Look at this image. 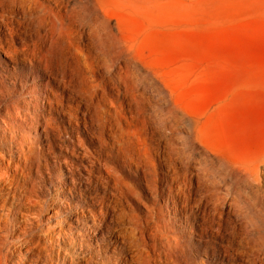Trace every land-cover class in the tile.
I'll list each match as a JSON object with an SVG mask.
<instances>
[{
    "label": "rangeland",
    "instance_id": "374dc122",
    "mask_svg": "<svg viewBox=\"0 0 264 264\" xmlns=\"http://www.w3.org/2000/svg\"><path fill=\"white\" fill-rule=\"evenodd\" d=\"M0 118V264H264V0H0Z\"/></svg>",
    "mask_w": 264,
    "mask_h": 264
},
{
    "label": "bare ground",
    "instance_id": "6f19581e",
    "mask_svg": "<svg viewBox=\"0 0 264 264\" xmlns=\"http://www.w3.org/2000/svg\"><path fill=\"white\" fill-rule=\"evenodd\" d=\"M15 79L11 80V83H15ZM29 97H30L29 104L32 105V106H35L36 105L35 103H37L36 102V96H34V94L33 95L31 94ZM13 110L15 111L16 109L14 108ZM12 119L15 120L17 118L15 116H12ZM1 121H2V119H1ZM15 123H16L15 124V128L16 129H17L18 126L22 127V129H24L26 127V120H24V119H21L20 121H15ZM21 143H22V141H21ZM12 161H13L12 159L8 161V163L10 165L9 164H5L3 161L0 162V168H1L2 173H3V176L0 177V236H1L2 232H3V230H4V227H6V224L8 223L7 222V217L12 214L14 218H17V217H15V215L21 214V208H23L21 202H17V200H18L17 197L18 196L16 195V192H15L16 188L15 187H16V185H18V182L20 181V180L18 181V179L20 177H18L17 171L19 169L22 170V169L25 168L26 161H24L22 164H20L18 166V168H14L13 166H11V164L13 163ZM9 168H11V173L8 172ZM26 184H28V183L25 182V184L23 185V190L29 189V186H27ZM17 193H19V192H17ZM20 194H22V193H20ZM25 197H26V193H24V198ZM74 197L75 196H72V199L70 201L69 200H65V202L68 204L67 207L70 208V210H72L71 212L73 214L72 217H74V226H76L75 229H78V230L79 229H83L85 231L87 229V225L83 221V217L84 216L82 217V216L77 215V213H78L77 210L76 209L75 210L71 209L73 207L78 206V204L74 201ZM4 210H6V211H4ZM81 211H83V209H81ZM88 211L91 212V210H88ZM67 212L68 211L66 210L65 214H67ZM114 212H116V211H114ZM90 214H91V217H92L91 218L92 221L95 218H97V214L95 212L92 211ZM122 215H123V213L121 211H119L118 214H117L118 217H121ZM70 216H71V214H70ZM68 217H69V215H65L63 218H61V220H60L61 224H64L65 226H69L68 225V223H69L68 222ZM85 219L86 218L84 217V220ZM121 221H123V219ZM15 223L16 222H14V220H12V224L14 225ZM140 229H139V227L136 224L135 225L134 224L128 225L126 227L123 226V227H120L119 229H116V236H120L122 238L121 242H124V244L127 243V240H129L130 238H132V239H130V240H132V242H135V240H136L135 231L136 232L140 231ZM3 237H4V235H3ZM12 241L15 242V243H18L17 240H15V239H12ZM95 241H96L95 243H97V239H95ZM78 243H83V242L81 240L80 241L78 240ZM113 243L114 242L110 241V239H109L108 241H105L103 243V245L96 244L93 247L94 249L97 250V252H99V250H101V252H103V256H102L103 264H106V263L110 262L111 259H113L115 257V255L117 254L115 251H113V253H108L110 248L114 247ZM21 249H26V247L25 246H23V247L21 246ZM120 252H121V250H120ZM137 252H139V250ZM137 252H135L136 261H138L140 264H144L143 262H141V260L137 259ZM76 258H77L78 261H80L79 263H84L85 261H87L86 256H83L81 258V260H79L80 258H78V256H76ZM117 264H127V263L123 259L122 262H119V263L117 262Z\"/></svg>",
    "mask_w": 264,
    "mask_h": 264
}]
</instances>
